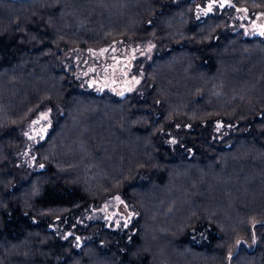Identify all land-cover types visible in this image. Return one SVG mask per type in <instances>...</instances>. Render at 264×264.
Here are the masks:
<instances>
[{
	"label": "trees",
	"instance_id": "obj_1",
	"mask_svg": "<svg viewBox=\"0 0 264 264\" xmlns=\"http://www.w3.org/2000/svg\"><path fill=\"white\" fill-rule=\"evenodd\" d=\"M200 1L0 0V264H264V39ZM121 40L159 52L137 93L64 65ZM115 198L126 227L87 219Z\"/></svg>",
	"mask_w": 264,
	"mask_h": 264
},
{
	"label": "rangeland",
	"instance_id": "obj_2",
	"mask_svg": "<svg viewBox=\"0 0 264 264\" xmlns=\"http://www.w3.org/2000/svg\"><path fill=\"white\" fill-rule=\"evenodd\" d=\"M195 11L198 17L222 14L225 16L227 31H239L246 37L258 36L264 39V12L235 7L232 0H202L196 5ZM158 53L150 40H121L100 48H72L64 52L63 62L66 68L73 67L74 76L82 87L125 96L140 91L146 77V66ZM50 125V118L43 115L28 126L21 154L24 168L29 167L33 161L32 146L45 136ZM86 216L88 220L100 219L107 226L118 228L130 223L133 212L121 198H115L100 208H94L93 213L88 212Z\"/></svg>",
	"mask_w": 264,
	"mask_h": 264
}]
</instances>
